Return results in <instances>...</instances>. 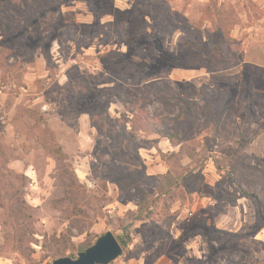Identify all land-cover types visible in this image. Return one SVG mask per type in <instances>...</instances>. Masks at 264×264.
Wrapping results in <instances>:
<instances>
[{
  "label": "rangeland",
  "instance_id": "rangeland-1",
  "mask_svg": "<svg viewBox=\"0 0 264 264\" xmlns=\"http://www.w3.org/2000/svg\"><path fill=\"white\" fill-rule=\"evenodd\" d=\"M19 5L0 2V264L76 259L107 232L126 243L111 264H264V0ZM178 97L212 122L182 150L132 132L144 171L109 120L163 125ZM209 154L221 170L199 171ZM192 169L173 199L141 176Z\"/></svg>",
  "mask_w": 264,
  "mask_h": 264
},
{
  "label": "trees",
  "instance_id": "trees-1",
  "mask_svg": "<svg viewBox=\"0 0 264 264\" xmlns=\"http://www.w3.org/2000/svg\"><path fill=\"white\" fill-rule=\"evenodd\" d=\"M6 2L8 4H12L13 0H0V2ZM17 1V0H16ZM18 2L20 3V8L16 11H21V8L23 9L24 6H28V3L30 2V0H18ZM121 101L123 102V104L126 106L128 104V101L125 99H121ZM174 102L178 108V112L177 114L175 113H169L170 117H166L163 120V125H156L154 123V121L151 120L149 114L147 113L145 117H139V116H135L131 121H126L124 123H121L120 120H116V121H111V119L109 120L111 123L114 124H122V135H120L123 138V142H131L134 143V149L136 148V151L134 153H131V150H129V156L132 157L141 167L142 169H144L145 171V165L143 162L142 157L140 156L138 149L141 148L142 146L140 145V143L136 142L134 139L132 138L130 139V135L132 132H137V131H143V132H152L154 134H157L161 137L166 138L172 146H179L181 145V150L184 148V144L187 142L188 137H187V127L192 123L194 125H203V122H201V118H203L204 122V127L208 128V125L210 124L209 122H212L210 120L211 117V105L208 104L206 105V107H204L203 105H201L199 102L197 101H189L186 99H182L180 97L175 98ZM162 103L165 106H170V102L169 101H162ZM217 116V115H215ZM92 117V115H91ZM223 115H219L218 116V120L213 124H219L221 119H222ZM93 121L94 118L92 117ZM212 119V118H211ZM214 122V121H213ZM130 124L131 126V131L128 132L127 129V125ZM198 126V127H199ZM120 137V138H121ZM169 157H179V154L177 153H171V155ZM189 157L191 159H194V155L192 153L189 154ZM213 160L214 164L216 165L217 169L221 170V167L218 164V161L212 157L210 154L206 155L201 161H199V163H197V167L200 169L199 171H202V168H204V162L207 160ZM196 173V169H192V170H188L186 171V173L184 175H180L179 173L173 171V170H169L165 175H159L158 177L156 176H152L149 177L146 175V173H142V178L146 179L147 181V185L149 186H153L155 188V190L157 191V198H161L162 196H168L170 199L175 198V190L179 189V187H181V182L187 181L190 177H194ZM241 192L243 193V196L246 198H249L250 195L248 193H244L243 189L240 188ZM136 191L138 192V194L140 195L141 200L139 201V203H137V213H135L137 215V219L136 220H148L151 218L152 216V211L150 210V206H152L153 202H155L153 199L152 201L146 202L144 201V199H148V197L150 196L148 193H146L145 191L137 188ZM143 200V201H142ZM257 206L260 205V201L258 200L256 202ZM146 205H148L147 207H145ZM145 214V215H144ZM144 216V217H143ZM121 246L126 245L124 239H122L121 241ZM89 248V247H88ZM87 249V248H86ZM86 249H81L78 251V256L80 253L84 252Z\"/></svg>",
  "mask_w": 264,
  "mask_h": 264
},
{
  "label": "water",
  "instance_id": "water-1",
  "mask_svg": "<svg viewBox=\"0 0 264 264\" xmlns=\"http://www.w3.org/2000/svg\"><path fill=\"white\" fill-rule=\"evenodd\" d=\"M123 248L112 232L102 235L91 247L80 253L78 258L64 257L52 264H111L122 256Z\"/></svg>",
  "mask_w": 264,
  "mask_h": 264
}]
</instances>
